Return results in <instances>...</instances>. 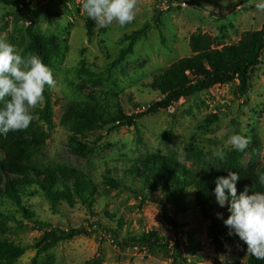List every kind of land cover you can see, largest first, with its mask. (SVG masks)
Returning a JSON list of instances; mask_svg holds the SVG:
<instances>
[{
    "label": "rangeland",
    "instance_id": "1",
    "mask_svg": "<svg viewBox=\"0 0 264 264\" xmlns=\"http://www.w3.org/2000/svg\"><path fill=\"white\" fill-rule=\"evenodd\" d=\"M29 2L35 11L37 33L51 40L52 46L44 47L56 85L45 89L51 123L47 125L37 119L39 125L49 130V138L27 164L48 167L59 164L79 169L92 179L97 194L91 213L80 201L70 204L65 200L59 203L58 212H53L41 192L30 185L23 202L34 213L33 218L24 217L8 204L9 199L3 198L0 236L25 248L11 264H33L37 252L34 243L43 237L45 229L74 227H85L90 233L59 241L42 251L37 259L51 253L54 264H184L163 251L121 241L128 235L155 229L169 240V246L180 242L179 249L189 264H213L215 259L245 263L246 249L228 235L223 220L216 216L221 212L226 219L229 215L226 207L215 203L211 217H205L193 203L185 213H175L163 191L143 188L138 192L140 183L129 179L125 171L133 161L156 152L174 156L191 170L201 172L220 160L218 152L226 157L234 151L227 141L235 133L250 141L242 152L241 164L249 161L263 164L264 50L261 63L251 72L246 94L238 93L237 80L217 84L186 100L180 99L171 108L141 116L135 126L124 124L110 131L101 128L87 133L83 140L89 144V150L84 156L70 149V133L60 125V117L69 101L88 96L98 98L112 111L118 110V106L127 114L144 110L161 97L150 86L153 75L191 53L188 43L192 33H206L220 47L236 42L244 31L260 29L264 13L255 9L256 0H186L184 6L169 7L159 0H137V15L131 24L120 27L114 22L107 28L96 24L91 36L84 26L87 15L82 10L83 0ZM148 24V31L133 43L126 58L110 66L128 43L123 36ZM27 25L28 22L10 21L9 29L0 31L22 55V44L28 38ZM20 34H23L21 42L14 40ZM55 43L59 49H55ZM43 106L44 101L37 107ZM210 115H216L217 121L205 126ZM35 117L38 118L37 114ZM188 149H197L201 155L186 159ZM25 175L34 181L44 178L41 171L26 170ZM109 176L119 181L120 186L108 184ZM164 210L179 222L177 229L164 220ZM213 222L221 229L217 237L211 234ZM109 227L119 233L115 235ZM191 237L200 243L198 259L197 254L190 256L187 252Z\"/></svg>",
    "mask_w": 264,
    "mask_h": 264
},
{
    "label": "trees",
    "instance_id": "2",
    "mask_svg": "<svg viewBox=\"0 0 264 264\" xmlns=\"http://www.w3.org/2000/svg\"><path fill=\"white\" fill-rule=\"evenodd\" d=\"M0 4L4 5V7H0V31L8 30L10 21L28 22L25 33L28 37L27 43L22 44L23 55H38L47 65L48 57L45 47L52 46L51 40L37 33L35 11L30 6L29 0H0ZM95 25L96 23L86 16L84 26L88 36L92 35ZM149 27V24L144 25L125 34L123 38L128 40V43L119 50L118 56L110 66L121 63L132 51L133 43L143 37ZM22 37L23 34H20V37H16L14 40L17 39L21 42ZM214 43V39L206 33H192L188 43L191 53L173 61L153 75L150 86L161 97L140 112L127 114L120 106H118V110L112 111L98 98L92 96L69 101L63 108L60 125L70 133V149L76 154L87 155L89 144L83 140L85 134L101 128H107L110 131L124 124L135 126L137 119L141 116L171 108L180 99L186 100L217 84L237 80L238 93L246 94L249 89L251 72L261 63V55L264 50V22L260 29L244 31L236 42L220 47ZM54 46L55 49H59L56 43ZM52 49L55 51L53 47ZM42 52L45 53L44 56H42ZM50 108V101L45 90L44 106L34 110V119L29 128L23 132H9L6 137L0 136V205L4 203L2 199L7 198L10 200L8 204L15 207L17 212L26 218H33L34 213L30 212L23 202L28 187L33 185L48 201L53 212H58L59 203L65 200L70 204L80 201L91 213L93 212L92 203L97 193L95 184L90 177L79 169L68 165L56 164L48 167L42 164L40 166L27 164L33 154L49 138V130L39 125L37 119L49 125L51 123ZM35 114L38 118L35 117ZM216 121L217 116L210 115L205 126ZM242 152L235 150L229 152L223 160H218L201 172L191 170L174 156L152 152L133 161L125 173L129 179L140 183L141 187L136 189L138 192H141L143 188L163 191L175 213H185L193 203L205 217H211L212 208L216 203L212 194L215 180L219 176H226L228 169L238 172L241 177L236 184L237 194L245 187L252 189L253 192L264 191V186L260 185L258 180L259 174L264 173V163L258 164L255 161H249L246 165H242L240 162ZM199 155L201 153L197 149H188L186 159ZM26 170L41 171L44 178L35 181L29 179L25 175ZM106 181L113 187H119L121 184L110 176L106 178ZM225 207L227 209V206ZM163 218L174 229L178 228L179 222L168 216L165 210ZM120 222L123 223V220H119L121 227ZM109 230L115 235L119 233L113 227H109ZM219 231H221L220 226L213 222L211 234L217 237ZM89 233L90 231L85 227H74L68 230L45 229L43 237L34 243L37 252L33 258V264H54L55 260L51 253H46L41 259H37V256L59 241ZM232 237L238 245L244 249L247 248L246 244L240 241L237 236L233 235ZM121 241L124 244H141L163 251L178 263L183 261L184 264H189L187 257L179 249L180 242L175 241L173 247L169 246V240L155 229L128 235ZM41 243L42 245H40ZM186 248L188 255L197 254L196 259L200 257V243L195 238L189 239ZM24 250V247L0 236V264H11L22 255ZM213 264H264V260H257L248 254L245 263L223 262L215 259Z\"/></svg>",
    "mask_w": 264,
    "mask_h": 264
},
{
    "label": "clouds",
    "instance_id": "3",
    "mask_svg": "<svg viewBox=\"0 0 264 264\" xmlns=\"http://www.w3.org/2000/svg\"><path fill=\"white\" fill-rule=\"evenodd\" d=\"M137 0H83L82 10L100 28L114 22L120 27L131 24L137 15ZM258 12L264 13V0L254 4ZM53 70L40 56L22 55L14 45L0 35V136L9 132L26 131L34 119V110L44 101V92L55 87ZM249 139L243 134H232L227 143L235 151H244ZM219 159L224 153L218 152ZM236 171H227L226 176L215 180L213 195L216 204L227 206L229 215L217 212L223 220L229 236H237L246 244L247 254L264 260V191L253 192L245 187L237 194L236 184L240 180ZM259 184L264 186V173L259 174Z\"/></svg>",
    "mask_w": 264,
    "mask_h": 264
},
{
    "label": "built area",
    "instance_id": "4",
    "mask_svg": "<svg viewBox=\"0 0 264 264\" xmlns=\"http://www.w3.org/2000/svg\"><path fill=\"white\" fill-rule=\"evenodd\" d=\"M159 2L165 7L177 5L184 6L186 4V0H159Z\"/></svg>",
    "mask_w": 264,
    "mask_h": 264
}]
</instances>
